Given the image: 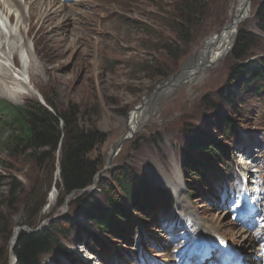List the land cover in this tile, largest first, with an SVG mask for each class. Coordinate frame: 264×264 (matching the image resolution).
<instances>
[{
    "label": "rangeland",
    "instance_id": "374dc122",
    "mask_svg": "<svg viewBox=\"0 0 264 264\" xmlns=\"http://www.w3.org/2000/svg\"><path fill=\"white\" fill-rule=\"evenodd\" d=\"M78 1L62 0L72 6V11L65 9L54 20L46 18L42 22L37 21L38 16L32 19L27 16L31 29L25 41L34 59L30 71L31 86L41 98L42 94L54 95L60 106L79 105L84 112L85 123L103 135V143L89 155L92 160L101 158L103 165L95 186L86 193L100 198L99 177L108 178L110 170L125 166L152 187V206L143 210L147 213L138 210L133 214L138 221L129 233H116L122 236L115 238L99 235L103 239L98 245L94 241L93 236L97 234L92 231V226L82 220L72 205L78 194L64 197L55 186L60 183L58 167L52 172L48 164L40 167L29 158H11L0 147V178L3 179L0 210L9 224L11 239L14 240L20 231L40 232L50 222L72 215L80 227L62 243L69 256L61 250L52 251L42 257V264H220L217 260L214 263L218 254L217 248L211 244L213 236L190 225L185 213L188 209L194 218L216 227L222 241L234 245L238 255L246 258L247 264H264V239L252 247L245 245L243 240L244 236H253L257 232L255 228L243 229L238 215V204L247 193L243 190L246 189L243 180L248 179L245 169H250L237 164L239 156L252 151L253 162L255 166L259 165V169L253 168L259 172L254 174L252 181L258 179L257 190L263 193L264 100L251 95H237L240 103L245 99L249 101L246 113L242 112L245 116L238 120L239 132L234 139L221 137V130L210 126L207 121L208 133L219 150L226 149L219 162L210 163L213 161L201 158L205 165L204 183L201 182L202 176L185 173L179 166L182 149L187 148L184 135L190 130L195 132L193 128L201 126L209 115L203 108V99L213 97L227 86L234 63L230 54L238 31H254L255 12L260 0L249 1L251 15L238 26L226 56L197 70L199 77L193 75L192 80L165 94L155 109L149 110L150 116L144 125L120 146L111 162L109 156L127 132L130 112L140 110L147 98L157 95L161 85L179 73L185 61L198 54L211 38L232 23L237 0H208L207 16L190 42L181 48V57L176 60L167 57L160 49L161 38L174 39L165 27L163 17L175 0H82V4L75 6ZM40 8H37L38 12L36 10L37 15L43 14ZM23 11L27 13L28 8L24 6ZM62 18L68 27L67 24L61 27ZM58 27L62 30L56 29ZM261 46L259 56H264V43ZM16 63L20 66L17 57ZM158 71L167 73L159 77L156 76ZM38 95L31 92L18 97L16 103L2 96L0 100L22 106L27 101H39ZM231 116L235 118L236 114ZM243 148L247 150L240 153ZM176 175L184 188L183 195L177 199L170 186L165 184V179L177 183ZM9 183L18 188V194L11 200ZM61 197L63 201L60 204ZM163 199L176 203L177 214L167 219L154 218L153 210L156 207L161 209L158 206ZM227 205L233 213L226 211ZM83 229H88V233ZM11 241L9 249L15 244ZM201 253L208 257L207 263L197 262ZM12 257L9 251V264H13Z\"/></svg>",
    "mask_w": 264,
    "mask_h": 264
},
{
    "label": "trees",
    "instance_id": "16d2710c",
    "mask_svg": "<svg viewBox=\"0 0 264 264\" xmlns=\"http://www.w3.org/2000/svg\"><path fill=\"white\" fill-rule=\"evenodd\" d=\"M208 8V0H175L171 10L164 13L165 27L174 35L173 40L161 38L160 49L167 57L173 60L181 57V48L190 42L207 16ZM253 28L252 32L238 31L230 54L234 63L227 86L213 97L203 99V108L209 115L201 126L193 128L195 132L190 130L184 135L187 149L182 150L181 165L186 173L202 174L201 158L211 160L216 156L217 145L208 133L209 124L221 130L223 138L235 134L238 120L245 116L248 106V99L240 103L237 95L264 98V56H259L264 43V0H260L257 6ZM254 57L261 59L252 60ZM166 73L158 71L156 76L163 77ZM42 97L51 111L36 100L27 101L22 106L0 101V147L11 158H29L40 167L48 164L52 172L58 167L60 183L55 186L64 197L78 194L72 205L82 220L91 225L97 235L122 234L134 223V212L152 206V187L138 179L128 167L117 166L110 170L108 178L99 177L97 180L100 198L80 194L93 184L103 165L101 158L92 160L89 156L103 143V135L85 123L79 105L60 106L52 94H42ZM192 151L198 158L193 157ZM1 182L3 179L0 178ZM8 186L11 200L18 194V188L14 183ZM60 201L61 204L62 197ZM8 226L0 210V264H9L11 234ZM79 227L75 217L65 215L50 222L40 232L20 231L12 250L15 264H42V257L56 250L69 256L62 243ZM83 231L88 233V229Z\"/></svg>",
    "mask_w": 264,
    "mask_h": 264
},
{
    "label": "bare ground",
    "instance_id": "6f19581e",
    "mask_svg": "<svg viewBox=\"0 0 264 264\" xmlns=\"http://www.w3.org/2000/svg\"><path fill=\"white\" fill-rule=\"evenodd\" d=\"M249 1L250 0H237L232 13V23L220 34L211 38L198 54L185 61L179 73L168 82L162 84L157 95L150 97V99L147 98L148 101H145L144 105L140 107V110L134 109L130 112L127 119V132L121 138V141L123 139L125 140L130 138L131 135H133L144 125L150 116L149 110L155 109V106L163 100L165 94L181 86V84L192 80L193 75L197 74L196 76L199 77L200 74L198 75L197 70H200L205 65L212 63L217 58L226 56L233 44L238 26H240L241 23L248 19L251 15ZM82 3L83 1L80 0L74 3V5L78 6ZM24 6L28 8L27 13H24L23 11ZM31 8H33L32 11ZM37 8H40V10L43 9V14L37 15V12L39 11ZM65 9L72 11V6L63 3L62 0H0V96L16 103L18 97L26 94L29 95L31 92L32 94H37V92H35L34 88L31 86L30 79V71L33 67L34 59L31 49L25 41L31 29L30 20L27 21V16L31 19L38 16L39 19L37 21L42 22L45 21L46 18L47 20H54L53 18L58 16L59 12L65 11ZM34 10L35 12L37 10V12L35 13ZM12 19L14 20L12 21ZM61 23H65L64 25L62 24L61 27L65 26L66 24V27L69 25L64 18H62ZM26 24H28L27 28ZM61 27L56 29L62 30ZM7 41L8 45L6 44ZM16 57L19 60L20 66L15 65L17 64ZM9 71L12 73V76H10ZM196 76L195 78H197ZM37 97L39 99V95ZM244 149L245 148H243L240 153L247 150V148L245 150ZM237 163L239 165H246V159H243V157L240 156V159H238ZM176 179L177 183H172L165 179V184L168 187L170 186L172 192L177 198H179L181 195H183L182 193L184 188L182 189V183L178 175H176ZM254 201L256 203H260L263 201V197L255 198ZM185 213L188 216V221H191L192 226H198L199 228L203 229V231L206 230L215 238L213 239L214 244L223 253L221 259L222 262L229 259L230 253H232V256H234L230 263L237 261V259H235L236 256L234 251L235 247H233L234 245H224V242H221L223 239L219 236L216 227L214 228L207 226L206 222H203L199 218H194V215L192 212H189L188 209H185ZM226 232H230L232 235L236 234L229 230H226ZM11 240V243L13 244L14 240ZM243 240L246 241L245 245H250V247L257 243V241L251 235L244 236ZM13 247L14 244L10 247L11 254ZM237 263L238 261L236 264ZM13 264H15L14 261Z\"/></svg>",
    "mask_w": 264,
    "mask_h": 264
},
{
    "label": "water",
    "instance_id": "95a60500",
    "mask_svg": "<svg viewBox=\"0 0 264 264\" xmlns=\"http://www.w3.org/2000/svg\"><path fill=\"white\" fill-rule=\"evenodd\" d=\"M39 100H40L41 104L45 106V104H44L42 98L39 97ZM126 140H128V139H125V140L123 139V140L121 141V143H120V144L115 148V150L113 151V155L111 154V155L109 156V159H108V160H109L110 162H111L112 159L117 155V153H118V151H119V149H120V146H121ZM58 172H59V170H58ZM95 179H96V178H95ZM95 179H94L93 184H92L91 186L87 187L86 189H84L83 191H81L80 194L86 193L88 190L91 189V187L95 186ZM16 239H17V235L14 237V241H16ZM13 261H14V263H15V258H13Z\"/></svg>",
    "mask_w": 264,
    "mask_h": 264
}]
</instances>
